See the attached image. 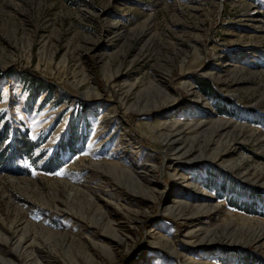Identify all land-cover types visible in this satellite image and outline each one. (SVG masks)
Listing matches in <instances>:
<instances>
[{"label":"rangeland","instance_id":"obj_1","mask_svg":"<svg viewBox=\"0 0 264 264\" xmlns=\"http://www.w3.org/2000/svg\"><path fill=\"white\" fill-rule=\"evenodd\" d=\"M0 136V264H264V0H0Z\"/></svg>","mask_w":264,"mask_h":264},{"label":"bare ground","instance_id":"obj_2","mask_svg":"<svg viewBox=\"0 0 264 264\" xmlns=\"http://www.w3.org/2000/svg\"><path fill=\"white\" fill-rule=\"evenodd\" d=\"M171 149V148H170ZM174 148H172L171 149V152H174ZM179 152V151H178ZM178 152H174V154L172 155V158L174 157V161L173 162H171V161H169V159H167L166 158V156L164 157V159H163V162H162V164L160 165V168H161V170H162V172L163 171H165V172H167V171H169L170 170V168H172L173 166H174V163H175V160H176V158H177V154H178ZM170 156V155H169ZM171 157V156H170ZM144 171V172H139V173H135V172H131L130 173V180L127 182V186L134 192V193H137V194H141V195H144V196H149L150 198H155V197H157L156 195H155V197H154V195L152 194V192L151 191H148L147 189H144V188H142L140 185H138V182L137 181H139L138 180V178H139V176H140V174H141V176L142 175H144V176H146L147 174H150V175H154L153 173L155 172V169L154 168H152V167H150V168H148V169H139V171ZM129 189V190H130ZM159 194V193H158ZM159 196H160V194H159ZM203 204H204V202L203 201H199V200H195V201H193L192 202V205L191 206H187V205H184L183 206V204H178V206L179 207H182L183 206V208L182 209H192V211L193 210H195V211H203V209H205V208H203ZM179 209V208H178ZM173 214V213H172ZM174 217V216H173ZM129 226H130V224H129ZM200 229V228H199ZM128 230H131V229H128ZM201 230V229H200ZM200 230H197V231H195V232H193V236H194V238H197V237H199V235H200ZM117 239V238H116ZM20 242V241H19ZM126 239H118L117 240V246L118 245H124V244H126ZM21 243H23L22 241L20 242V246H21ZM128 243V242H127ZM171 246V249H174V247L172 246V244L170 245ZM120 247V246H119Z\"/></svg>","mask_w":264,"mask_h":264},{"label":"trees","instance_id":"obj_3","mask_svg":"<svg viewBox=\"0 0 264 264\" xmlns=\"http://www.w3.org/2000/svg\"><path fill=\"white\" fill-rule=\"evenodd\" d=\"M1 137H2V136H0V140L2 141L3 138H1ZM24 143L29 144V143H32V142H30L29 140H24Z\"/></svg>","mask_w":264,"mask_h":264},{"label":"snow or ice","instance_id":"obj_4","mask_svg":"<svg viewBox=\"0 0 264 264\" xmlns=\"http://www.w3.org/2000/svg\"><path fill=\"white\" fill-rule=\"evenodd\" d=\"M63 174V172L61 171V172H57L56 173V175H62Z\"/></svg>","mask_w":264,"mask_h":264}]
</instances>
